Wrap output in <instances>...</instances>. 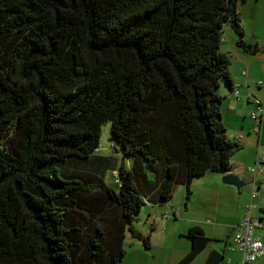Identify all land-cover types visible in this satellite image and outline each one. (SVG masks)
<instances>
[{
    "label": "trees",
    "instance_id": "16d2710c",
    "mask_svg": "<svg viewBox=\"0 0 264 264\" xmlns=\"http://www.w3.org/2000/svg\"><path fill=\"white\" fill-rule=\"evenodd\" d=\"M244 0H0V264H120L146 204L224 174L228 23ZM109 123L122 152L97 155ZM109 173L113 187L106 178ZM187 264L207 243L188 230Z\"/></svg>",
    "mask_w": 264,
    "mask_h": 264
},
{
    "label": "crops",
    "instance_id": "0c3cea01",
    "mask_svg": "<svg viewBox=\"0 0 264 264\" xmlns=\"http://www.w3.org/2000/svg\"><path fill=\"white\" fill-rule=\"evenodd\" d=\"M237 11L244 31L243 42L254 52H246L237 45L230 25H224L220 50L229 60L231 87L220 83L217 92L222 97L220 116L225 136L240 145L231 156L226 173L238 176L247 184L236 188L222 183L223 174L206 173L192 180L188 197L184 188L176 185L162 207L144 206L148 211L143 226L133 228L142 235H149V245L146 248L140 240L125 234L122 244L125 253L120 264H178L190 249L187 233L192 227H198L208 241L187 264H204L215 250L223 256L218 264L237 263L241 255L230 248V241L243 217V207L248 204L253 205L250 215L260 223L253 235L264 243V171L255 176L253 198L250 196L251 177L247 182L243 175L251 176L247 167L254 163L257 155L264 161V108L258 133H254V122L250 118L255 109L253 97H258L264 105V0H244L238 4ZM250 264H264V257Z\"/></svg>",
    "mask_w": 264,
    "mask_h": 264
},
{
    "label": "built area",
    "instance_id": "2783aa9c",
    "mask_svg": "<svg viewBox=\"0 0 264 264\" xmlns=\"http://www.w3.org/2000/svg\"><path fill=\"white\" fill-rule=\"evenodd\" d=\"M237 95V92H234ZM252 103L254 104V111L250 113V118L254 122V133L259 132L260 119L263 113V102L258 97L252 98ZM247 171L251 175V198L254 197L255 189V176L264 171V161L261 155H257L254 163L247 167ZM253 208L252 204L245 205L243 207V217L241 221L234 228L230 248L236 250L240 253L241 258L237 263L234 264H250L255 260L264 257V243L260 239L253 235L256 228L259 227V220L253 218L250 215V210Z\"/></svg>",
    "mask_w": 264,
    "mask_h": 264
},
{
    "label": "rangeland",
    "instance_id": "374dc122",
    "mask_svg": "<svg viewBox=\"0 0 264 264\" xmlns=\"http://www.w3.org/2000/svg\"><path fill=\"white\" fill-rule=\"evenodd\" d=\"M221 47V46H220ZM222 49V47H221ZM114 145L110 137L109 133V123H105L101 126V137H100V143L99 148L97 149V155H100L104 158H108V160L116 162L119 160V154L117 152L113 151ZM108 176L106 178L107 182H110V186H114L110 174L107 173ZM244 179L247 181V179L251 176H248V174L244 173ZM249 182V180L247 181ZM176 198V197H175ZM162 207V206H161ZM148 211V207H142L140 211L135 215V221L133 223V227L140 228L143 226L144 220L146 219V214ZM127 235V233H126ZM127 241V237L125 239V242Z\"/></svg>",
    "mask_w": 264,
    "mask_h": 264
},
{
    "label": "water",
    "instance_id": "95a60500",
    "mask_svg": "<svg viewBox=\"0 0 264 264\" xmlns=\"http://www.w3.org/2000/svg\"><path fill=\"white\" fill-rule=\"evenodd\" d=\"M262 55L264 56V49L262 50ZM113 145H114V148H113L114 152H118V151L120 153L122 152L121 149L119 150L116 147V142L115 141H113ZM221 181L224 184L233 185L236 188L244 187L247 184L242 179L238 178V176H235V175H233L231 173H224L223 176L221 177ZM222 258H223L222 254L215 250V251H212L208 255V257H207V259H206L204 264H218L219 261L222 260Z\"/></svg>",
    "mask_w": 264,
    "mask_h": 264
}]
</instances>
